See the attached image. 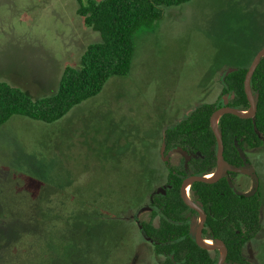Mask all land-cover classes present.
Instances as JSON below:
<instances>
[{"label":"rangeland","instance_id":"rangeland-1","mask_svg":"<svg viewBox=\"0 0 264 264\" xmlns=\"http://www.w3.org/2000/svg\"><path fill=\"white\" fill-rule=\"evenodd\" d=\"M78 9V0H0V81L34 101L55 95L65 69L79 68L87 47L101 41ZM263 49L264 0L165 7L152 29L136 34L128 76L111 78L55 123L14 116L0 126V264H13L17 214L24 232L42 236L38 254L19 264H164L137 227L150 220L151 211L140 209L145 198L136 197L120 218L104 217L91 201L100 195L105 209L115 201L123 211L141 179L153 180L143 184L147 196L163 189L165 127L189 109L216 103L223 76L250 67ZM257 154L250 159L264 184V151ZM184 157L177 150L168 162L178 166ZM239 173L236 189L252 191V176ZM43 212L72 216L63 224L53 215L51 223ZM246 253L264 264V226Z\"/></svg>","mask_w":264,"mask_h":264},{"label":"trees","instance_id":"trees-1","mask_svg":"<svg viewBox=\"0 0 264 264\" xmlns=\"http://www.w3.org/2000/svg\"><path fill=\"white\" fill-rule=\"evenodd\" d=\"M191 1L193 0H78V15L84 19L87 27L100 34L101 41L87 47L79 68L65 69L58 91L53 96L34 101L20 88L0 81V126L8 123L14 116L48 124L63 119L75 107L100 94L111 78L129 75L135 54V36L140 30L152 29L163 17L165 7L181 6ZM247 71L248 68L236 69L222 78V96L230 97L231 108L243 111L250 109L244 85ZM251 89L258 107L255 116L241 118L224 114L219 121V131L225 146L224 162L236 168L243 166L238 148L245 150L264 146V57L252 77ZM219 99L216 103L203 104L189 111L165 130L164 155L180 150L186 156L180 165L172 166V170L168 171L166 194L149 198L142 190L143 184L149 182L152 186L153 180L145 177L139 183L138 192L124 198L128 200L124 203L123 211L118 209L115 201L109 202V209H105L102 204L104 198L100 195L91 201V206L101 209L104 217L120 218L130 214L136 197L145 198L140 209L145 206L152 209L151 221H142L141 230L152 241L155 254L165 259V264L218 262L213 251L197 244L192 230L193 218L195 219L197 212L184 202L180 191L185 178L192 175L205 176L217 169L218 143L211 126V117L223 105L221 98ZM234 175L235 173L227 172L215 183L195 182L191 186V192L207 215L204 236L211 240L222 239L226 243V263L255 264L247 260L244 248L262 230V205L257 197L247 198L235 192L230 177ZM113 209L117 213L112 212ZM43 214L51 223L55 221L53 215L58 214L63 224L72 216L63 213ZM13 216H17L20 223L23 215ZM0 218H3L2 214ZM156 218L159 220L158 226L153 224ZM16 219L13 218V224ZM13 224L10 226L9 248L13 264H19L24 255L38 254L36 251L42 248V236L24 232L22 223L15 226ZM48 230L46 233L50 232Z\"/></svg>","mask_w":264,"mask_h":264},{"label":"water","instance_id":"water-1","mask_svg":"<svg viewBox=\"0 0 264 264\" xmlns=\"http://www.w3.org/2000/svg\"><path fill=\"white\" fill-rule=\"evenodd\" d=\"M263 57H264V49L261 50L256 55V57L252 61V64L249 67L247 74H246L244 85H245V92H246L248 100L250 102V109L243 111V110L234 109V108H231V107L225 105V106L217 109L211 117V126L213 128V131H214V134L216 136L217 143H218V155H217V170L213 173H210V174H216V177L214 179H208L207 176L210 174H207L205 176L192 175L183 181V184L181 187V196H182L184 202L189 207H191L192 209H195L196 211H198L200 213V216L202 217L201 221H199V223L195 229V234H194L195 240H196L197 244L200 245L201 247H204L208 250L219 249L222 252L220 259H219V262L217 264H223L225 262L226 254H227L226 246H225L224 242L222 240H219V239L212 241V243H213L212 245H206L203 243V240H205L203 238V229H204V224H205V220H206V214H205V211L203 210L202 207L197 206L191 200V198L188 199L186 197V194H185L186 193V187L188 184H190L192 186V184L195 182L215 183V182L219 181L223 177V175L225 174V171H224V166H225L224 142H223V138L221 136V133L219 131V121H220V118L224 114H233V115L241 117V118H252L255 116L258 107H257V101L255 100V98L253 96L252 89H251V80H252V77H253V75H254V73H255V71H256V69H257V67H258V65H259V63ZM241 157L245 161V156L242 152H241ZM248 171L253 175V179L255 182L254 191L252 193V194H254L259 188V177L253 169H249ZM191 186H190V188H191ZM251 195H248V196H251Z\"/></svg>","mask_w":264,"mask_h":264},{"label":"flooded vegetation","instance_id":"flooded-vegetation-1","mask_svg":"<svg viewBox=\"0 0 264 264\" xmlns=\"http://www.w3.org/2000/svg\"><path fill=\"white\" fill-rule=\"evenodd\" d=\"M251 66V65H250ZM248 69H249V67H248ZM233 71V70H232ZM220 98H221V100H222V102H223V105H222V107L223 106H225V105H227V106H229V102H230V97L229 96H227V95H224V96H222V94H221V96H220ZM227 98V99H226ZM233 98V97H232ZM218 100H220V99H218ZM227 100V101H226ZM230 107V106H229ZM221 108V107H220ZM219 109V108H218ZM189 111H191L190 109L188 110V112L186 113V114H188L189 113ZM174 119H176V118H174ZM171 121H173V119H171L170 120V122ZM179 121V120H178ZM170 125V124H169ZM168 125V126H169ZM168 126H166L165 127V129L163 130V134H162V143H163V149H164V142H163V135H164V132H165V130L168 128ZM260 150H262V151H264V146H262L261 148L259 147V148H254V149H251V148H246L245 150H243L242 148H238V152H239V154H240V157H241V152L244 154V156H245V161L242 159V157H241V159H242V161H243V166L242 167H233V166H231V165H226L225 164V166H224V171H225V174L224 175H226V173L227 172H229V173H235V175L234 176H230L231 178H232V181H233V185H234V188H235V192L238 194V195H241V196H245V197H247V198H252V197H257L258 199H259V201H260V203H261V205H262V210H261V214H262V219H263V226H264V184H263V179H262V177L259 175V172H260V168L257 166V163L256 164H254V162L250 159V153H254V154H256L255 155V160H257L258 159V157H256V156H259V154H257ZM175 151H177V150H175ZM224 151H225V146H224ZM174 152V151H173ZM173 152H168L167 154H166V156L164 155V150H163V158H162V160H163V162L165 163V165H166V167H167V170L169 171V170H172V166L169 164V156L171 155V153H173ZM256 152V153H255ZM184 159H186V157H184ZM258 162H260V164H261V166L262 167H264V162L262 161V159L260 160V161H258ZM251 166H253L254 168H252ZM230 168H232V169H230ZM244 170V171H246V172H248L251 176H252V178H253V175L248 171L249 169H253L255 172H256V174L258 175V177H259V188H258V190L254 193V194H252L253 193V191H254V189L252 190V191H250V192H242V191H238L237 189H236V182H237V180H238V178L239 177H241V176H244V175H242L241 173H239V171L240 170ZM217 170V169H216ZM223 175V176H224ZM190 177V176H189ZM188 178V177H187ZM186 179V178H185ZM184 179V180H185ZM167 180V179H166ZM254 180V179H253ZM239 181V180H238ZM255 183V182H254ZM183 184V183H182ZM255 186V185H254ZM182 187V186H181ZM166 183H165V185H164V188L163 189H157L156 191H154L151 195H149V198H153L154 196H156V195H159V194H166ZM156 192V193H155ZM181 192V191H180ZM252 194V195H251ZM248 195H251V196H248ZM190 198H191V200L197 205V206H200V207H202V205L201 204H199V203H197L195 200H194V198H193V196H192V192H191V188H190ZM183 199V198H182ZM191 208V207H190ZM203 208V207H202ZM142 210L143 209H149L151 212H152V209L150 208V207H148V206H145V207H143V208H141ZM192 209V208H191ZM192 210H194V211H196L195 209H192ZM204 210V209H203ZM205 211V210H204ZM151 212H150V220L149 221H147V222H150L151 221ZM197 212V215L196 216H194L195 217V219L193 218V221H194V225H193V233L195 234V229H196V227H197V225H198V223H199V221H201V216H200V213L198 212V211H196ZM205 214H206V212H205ZM206 219H207V215H206ZM142 222V221H141ZM141 222H140V224L138 223V225H137V227L139 228V230L140 231H142L141 229H142V227H141ZM153 224L155 225V226H158L159 225V220H158V218H156V219H154L153 220ZM205 225H206V220H205V224H204V229H203V238L205 239V240H210V241H208V242H212V241H215V240H211V239H208V238H206L205 236H204V230H205ZM263 231V227H262V230H261V232ZM260 232V233H261ZM259 233V234H260ZM259 234L257 235V237L256 238H258V236H259ZM147 237V236H146ZM256 238H254L252 241H250V242H248L247 244H246V246H245V248H244V252H245V256L248 258L247 260L249 261V262H254L255 264H259V262L256 260V259H254L253 257H251L250 255H248L247 253H246V249L252 244V242L256 239ZM147 239L149 240V242L151 243V245H152V241L147 237ZM217 240V239H216ZM219 240H222V239H219ZM223 242H224V244H225V246H226V243H225V241L224 240H222ZM152 247H153V245H152ZM226 249H227V246H226ZM153 251H154V248H153ZM210 251H213V253H215L214 255H215V257L217 258V260H218V262H219V259H220V256H221V251L219 250V249H216V250H210ZM154 254H155V252H154ZM227 254H228V249H227ZM227 254H226V258H227ZM156 255V254H155ZM156 256H158V255H156ZM158 257H160V256H158ZM160 258H162V257H160ZM163 260H164V262H165V259L164 258H162ZM217 262V263H218ZM165 264V263H164ZM223 264H228V263H226V259H225V262L223 263Z\"/></svg>","mask_w":264,"mask_h":264},{"label":"bare ground","instance_id":"bare-ground-1","mask_svg":"<svg viewBox=\"0 0 264 264\" xmlns=\"http://www.w3.org/2000/svg\"><path fill=\"white\" fill-rule=\"evenodd\" d=\"M216 177V174H210L207 176L208 179H214ZM190 184L187 185L186 187V197L189 199L190 198ZM202 219V217L200 218ZM210 240H203V243L206 244V245H212L213 243L212 242H208Z\"/></svg>","mask_w":264,"mask_h":264}]
</instances>
